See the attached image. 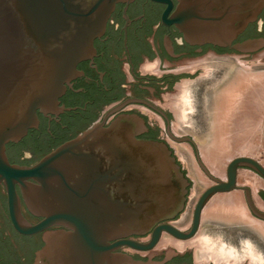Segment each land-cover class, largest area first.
Masks as SVG:
<instances>
[{
	"label": "water",
	"instance_id": "1",
	"mask_svg": "<svg viewBox=\"0 0 264 264\" xmlns=\"http://www.w3.org/2000/svg\"><path fill=\"white\" fill-rule=\"evenodd\" d=\"M209 51L264 60V0H0V264H192L188 251L143 262L114 250L148 249L162 230L191 236L206 202L239 188L238 167L264 180V166L237 155L219 179L198 159L215 184L198 198L190 231L162 224L138 243L127 236L184 209L189 181L165 143L136 138L148 131L137 114L102 124L131 101L167 119L147 98L202 69L142 76L139 64ZM167 132L190 140L173 137L168 119Z\"/></svg>",
	"mask_w": 264,
	"mask_h": 264
},
{
	"label": "flooded vegetation",
	"instance_id": "2",
	"mask_svg": "<svg viewBox=\"0 0 264 264\" xmlns=\"http://www.w3.org/2000/svg\"><path fill=\"white\" fill-rule=\"evenodd\" d=\"M118 60L120 63V68L125 74L124 81H133L134 77L129 72L128 59L126 57H119ZM248 68H254L257 70L264 69V60L253 54H219L214 51H209L200 56L184 58L175 61L158 57L156 59L139 64V75L142 76L149 74L155 77H162L164 74L168 73L180 74L185 72L194 74L199 69H202V71L196 74L194 77L181 78L180 80L176 81L171 88L163 92V94L160 96H150L147 98L149 102L157 105L164 111L169 122V132L173 137L180 138L187 136L193 143L190 140L178 141L173 139L167 132V119L159 111L143 102H127L120 108V110L110 113L102 125L104 127L109 126L111 122L118 115H120V113H135L140 116L143 119L148 131H143L140 134L135 135L136 138L156 140L159 142L162 141L168 146L172 154L176 157V161L181 166L182 171L188 178L189 185L187 187V203L191 188L193 186V181L188 175V170L184 165L183 159L178 155V149L182 147L188 152L190 149L199 168L208 176L206 171L200 165L201 163L211 174L205 162L201 159L199 150L204 144H206L204 139H210L215 136L216 133H219V135L228 136L231 131L235 132L233 129L239 123L238 117H236L237 114L233 117L232 112L229 110L228 113L222 114L221 111V114H218V99L225 93L224 91L230 87L233 79L237 77L236 75H245ZM241 122L242 120L240 121L239 125H243ZM242 125L241 127H243ZM234 157L235 156L232 158ZM232 158L228 160L224 167L225 176L227 165ZM198 159L200 163L198 162ZM240 169L248 168H237L236 182L239 188L236 189L242 191V196L248 211L251 213V216L255 220L264 223V219L256 216L247 203L246 193L242 188L247 185H239L238 183V173ZM212 176L215 177L214 175ZM213 184H215V181L212 180V183L208 184L197 196L186 226H180L177 224L183 219L181 214L184 210H182L174 218L157 222L153 228L146 233L131 234L128 235L127 238L138 243H147L151 241L155 227L162 224H169L181 232L190 231L192 227L195 204L203 191ZM256 194L259 200L264 203V188H259ZM250 197L254 206L259 211L264 212V210L260 209L256 205L251 188ZM206 204L203 206L200 213L198 227L191 236L186 238H176L169 232L162 230L156 243L148 249H138L128 245H122L116 248L114 252L127 254L133 260H140L143 262L169 261L174 256H183L188 251L192 254V264H201L206 261H212L213 264H264V254L255 252L250 243H243L242 246L244 249H240L241 251L231 245L226 244L219 248L218 255L216 256H203V252H200L201 255L198 254L199 256L196 255V248L190 244L192 239L198 237Z\"/></svg>",
	"mask_w": 264,
	"mask_h": 264
},
{
	"label": "rangeland",
	"instance_id": "3",
	"mask_svg": "<svg viewBox=\"0 0 264 264\" xmlns=\"http://www.w3.org/2000/svg\"><path fill=\"white\" fill-rule=\"evenodd\" d=\"M246 74L236 75L237 77L233 79L230 87H228L224 91L225 93L218 99V114H221V111L222 114L228 113L229 110L234 117V115L240 113L238 112V110H240L242 113L247 112L248 114H246L250 115L247 117L248 119L245 118L246 123L245 119L240 118L242 114H239L240 117L238 116V120L239 123L240 119L242 120L241 123H243V129H245V127L248 129L246 141H252L257 145L256 148H258L259 151L255 156L264 166V143L261 128L263 127L264 121V106L257 107L254 105L258 97L257 95H259L260 92H263L264 94V69L257 70L254 68H248ZM261 78H263V82H260ZM246 96L249 101L248 106L247 108L243 106L241 107V101L244 100ZM240 125L238 124L236 127H239ZM235 132L238 133V128H236ZM235 132L231 131L228 136L216 133L212 138L204 139L206 144H204L199 150L201 159L204 161V158H206L208 161L215 164L219 170L224 171V167L228 160L233 156H237L234 153L235 151L231 149L232 146L230 143L232 135ZM178 155L183 159L184 165L188 170V175L193 181L189 199L183 209V213L181 214L183 219L181 222L177 223L180 226H186L197 196L208 184L212 183V180L199 168L190 149L188 152L180 147L178 149ZM239 172L238 175L241 174L238 176L239 185H242L241 182L244 173L247 174L249 172L247 174L248 176H255L254 172L248 169H240ZM259 179L263 182V186L260 188H264V180L260 177ZM250 188L251 190L253 189L252 187ZM233 193L241 196L240 198L243 201L240 200V203L244 205V207L239 203L235 206L218 207H210V203L206 204L208 206H205L203 212L202 225L198 237L192 239L190 244L196 248V255H201L200 252H203V256H216L218 255L219 248L226 244L241 251L244 249L242 246L243 243H250L255 252L264 254V223L255 220L251 216V213L246 207L241 190L236 189L235 191L233 190V192L224 195H232ZM262 204L264 206V203Z\"/></svg>",
	"mask_w": 264,
	"mask_h": 264
},
{
	"label": "bare ground",
	"instance_id": "4",
	"mask_svg": "<svg viewBox=\"0 0 264 264\" xmlns=\"http://www.w3.org/2000/svg\"><path fill=\"white\" fill-rule=\"evenodd\" d=\"M263 82V78H261L260 82ZM251 82V81H249ZM262 86V85H261ZM261 88V87H260ZM258 89V88H256ZM257 99H256V102H255V106L257 107H261V106H264V94L263 92H260L259 95H257ZM248 99H247V96L245 97L244 100L241 101V107H246L248 106ZM252 105V104H251ZM245 108V109H246ZM244 109V108H243ZM258 109V108H257ZM244 111V110H243ZM238 115L236 117H240L239 114H242L240 118L242 119H245L247 117H249L250 115H247L246 113H242V111L238 110ZM248 119V118H247ZM233 120V119H232ZM234 121V120H233ZM241 121V120H240ZM258 122V121H257ZM245 123H246V119H245ZM239 124V123H238ZM235 125V124H234ZM243 126V125H242ZM236 128H238V133L235 132L233 135H232V138H231V146H232V150H234L235 152V155H245V156H249V157H253L257 160V157L255 156V154L257 155L258 153V148H256L257 145H255V143H253L252 141H246V138H247V128L245 127V129H243V127H241V125L239 127H236L234 128V131H236ZM262 128V127H261ZM251 131V130H249ZM240 132V133H239ZM247 142V143H246ZM204 162L206 164V166L208 167V169L210 170L211 174L214 175L215 177H218V178H221V179H225V174H224V171L222 170H219L215 164L211 163L210 161H208L206 158H204ZM215 162V161H214ZM261 164V163H260ZM263 166V165H262ZM240 173V172H239ZM249 173V172H248ZM247 173V174H248ZM246 173H244V176L242 177V182L241 184L242 185H247V186H250L252 187L253 189V197H254V200H255V203L256 205L259 207V208H262L264 209V206L262 204V202L259 200V198L257 197V190L263 186V182L259 179V176L256 175L254 173L255 176L253 177H250L248 176ZM241 175V174H240ZM238 175V176H240ZM249 175H252V174H249ZM235 191V190H234ZM230 192H233V191H230ZM230 192H222V193H216L214 194L210 199L209 201L207 202V204L210 203V207H218V206H232V205H238L241 204L240 203V200H242L238 194H230V195H224L226 193H230ZM223 194V195H222ZM243 201V200H242ZM242 205V204H241ZM208 206V205H206ZM244 207V205H242ZM241 206V207H242ZM205 209V208H204ZM243 209V208H242Z\"/></svg>",
	"mask_w": 264,
	"mask_h": 264
}]
</instances>
